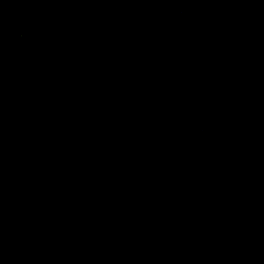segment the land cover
Returning a JSON list of instances; mask_svg holds the SVG:
<instances>
[{
    "label": "water",
    "instance_id": "water-1",
    "mask_svg": "<svg viewBox=\"0 0 264 264\" xmlns=\"http://www.w3.org/2000/svg\"><path fill=\"white\" fill-rule=\"evenodd\" d=\"M52 264H264V0H123Z\"/></svg>",
    "mask_w": 264,
    "mask_h": 264
}]
</instances>
